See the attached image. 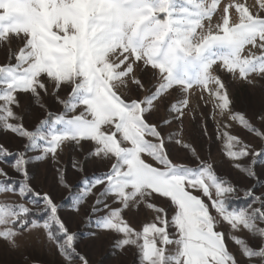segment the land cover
I'll list each match as a JSON object with an SVG mask.
<instances>
[{
  "label": "snow or ice",
  "instance_id": "obj_1",
  "mask_svg": "<svg viewBox=\"0 0 264 264\" xmlns=\"http://www.w3.org/2000/svg\"><path fill=\"white\" fill-rule=\"evenodd\" d=\"M219 3L220 0H0V45L14 39L22 41L18 51H10L9 62L0 65V130L28 141L25 152L16 153L13 170L27 178L25 165L29 159L42 160L49 154L55 158L65 142H93L89 156L113 162L107 172L83 181V190L74 196L73 210H79L95 186L103 185L89 221L95 217L97 229L119 234L115 247H134L139 264H241L238 254L264 264V196L254 195L249 188L246 195L259 206L230 209L227 200L236 191L230 182L217 176L212 165L204 161L195 167L174 164L161 130L147 119L153 102L163 99L168 90L179 87L188 91L194 85L214 95L215 107L221 114L231 112L227 87L214 74V66L249 85L255 86L253 75L264 79V15H254L244 4L227 5L214 30L211 21ZM233 6L239 13L236 23H230L228 14ZM260 8L264 9V0H260ZM149 67L156 82L146 88L137 69L146 71ZM129 83L147 95L143 99H125L118 89ZM209 84H215V89H209ZM66 86L71 91L61 99L59 93ZM50 88L63 111L56 115L49 111L34 130H28L13 110V105L19 104L17 93H30L44 107L41 93L50 94ZM186 104V100L173 103L168 111L178 113L174 118L181 119L182 106ZM77 108L82 110L69 115ZM255 115L264 126V109ZM230 118L264 140V131L244 113L232 112ZM13 120L16 122H10ZM223 135L230 159L251 157L250 163L234 166L259 181L256 165L264 163V145L255 149L238 136L228 132ZM149 136L155 142L147 139ZM183 146L194 153L190 145ZM28 150H39L40 154L27 157ZM145 153L160 167L147 163L142 158ZM0 154L11 155L3 146ZM0 176L4 177L0 193L34 195L44 202L47 214L44 219L35 218L32 209L23 203L0 201V241L16 250L20 247L18 238L26 231L43 229L64 257V264H74L76 259L88 264L77 251L75 234L69 233L53 199L47 193L34 192L26 180L12 181L3 169ZM60 180L64 183L62 175ZM195 190L208 197L211 208L232 230L247 231L259 238L260 244L254 246L244 237L232 236L239 246L238 254L230 251L225 234L217 230L218 221L209 204L194 195ZM153 194L168 198L175 206L174 213L169 219L165 208L148 202L157 215L153 222L137 230L122 212ZM109 195L120 207L113 208L106 202ZM102 211L103 215H97ZM56 231L61 235L57 236Z\"/></svg>",
  "mask_w": 264,
  "mask_h": 264
},
{
  "label": "rangeland",
  "instance_id": "obj_2",
  "mask_svg": "<svg viewBox=\"0 0 264 264\" xmlns=\"http://www.w3.org/2000/svg\"><path fill=\"white\" fill-rule=\"evenodd\" d=\"M235 4H244L254 15H264V9L260 8V0H220L217 12L211 21L214 30L215 26L222 21L223 8ZM228 14L230 23L239 21V13L234 6L229 8ZM204 23L207 27L208 21L205 20ZM20 47H22V41L15 39L10 44L0 45V65L8 63L10 51H18ZM248 48L257 51L251 46H248ZM11 62L15 63V60L13 59ZM214 74L219 75L227 87L229 98L232 101L231 112L225 110L221 114L220 109L215 107L217 99L214 95L201 86L194 85L188 91H184L179 87L168 90L163 99L153 102V110L147 119L149 123L156 124L161 130L162 135L165 137V147L169 159L174 164L195 167L200 161H204L212 165L218 175L226 176L238 186L253 189L254 195L264 196V164L256 165V172L259 177L257 183L255 182L256 179L249 178L243 171L234 166L235 163H250L251 157L241 158L239 161L230 159L226 155V138L223 135V133L228 132L233 136H238L240 140L251 144L255 149H258L257 146L264 141L255 133H250L244 129L238 121L230 118L232 112H242L257 128L264 131V126L256 119L255 115L264 109V79L253 75L252 79L255 81V86L249 85L239 79H233L231 74L218 66H214ZM137 75L140 76L146 88L156 82L154 72L150 67L146 71L137 69ZM208 87L214 90L216 86L215 84H209ZM70 91V87L62 88L59 93L60 98L66 99ZM49 93L48 95L41 93L44 107L38 105L30 93H17L19 104L13 105V110L18 116L22 117V123L28 130H34L40 120L46 117L47 111L55 112V114L63 111V106L51 94V88ZM118 93L125 99H143L147 95L146 91L137 89L131 83L127 87L119 88ZM184 100L187 101L186 106H182L184 115L181 119H175L174 117L178 113H169L168 109L173 103L180 104ZM81 110V108H77L75 112L69 113V115L78 114ZM164 120H169L170 123L164 124ZM226 125H229V127H226ZM169 136L172 137L170 141L167 139ZM147 139L154 141V138L150 136ZM177 140L181 143H177ZM0 143L7 146L11 152L23 153L28 141L11 131L0 130ZM185 144L190 145L191 149H194V153L189 148L184 147ZM92 148L93 142L91 141H81L79 144L65 142L58 148L55 158L49 154L42 160L29 159L25 165L27 177L31 178L30 183H32L36 192L41 195L47 193L53 199L57 208L60 201L70 196L73 197L70 198V203H68L71 206L67 209L58 208V214L67 225L69 233L75 234V247L80 255L88 260V264H139L137 250L134 247H115V241L120 238L119 234L97 229L94 222L95 217L91 222L89 221L96 197L102 191L103 185L95 186L92 194L80 203L79 210H73L74 196L84 188V185H78V181L87 176L91 177L92 180L94 177L92 175L99 176L101 173L107 172L113 162L112 160L89 156ZM39 154V150H28L26 152L27 157H35ZM142 158L147 163L160 167L146 153L142 154ZM74 163L77 164L76 167L73 166ZM0 169H3L14 180L23 182L22 179L25 178L21 173L14 171L13 167L2 164V161H0ZM61 175H64V183H61ZM3 179L4 177L0 176V180ZM26 182L28 183V181ZM256 183L257 185L254 188ZM211 191L215 198L214 189ZM193 194L200 196L205 203L209 204L211 214L218 221L217 230L225 234V242L230 251L238 254L239 246L233 242L232 236L244 237L254 246L260 244L259 238L253 237L244 230L234 231L227 222L222 221L215 209L211 208V201L204 196L202 191L195 190ZM0 201L23 203L32 211L42 209L40 206H37V208L30 206L19 194L11 192L0 193ZM106 202L113 208L120 207L118 203H114L111 195L106 198ZM148 202L165 208L169 219L174 213L175 206L171 204L170 200L158 194H153L145 201L133 203L123 210L122 215L137 230H141L144 224L153 222L157 215L153 209L147 206ZM258 205H255V207H258ZM41 206L43 207L44 204ZM97 215H103V211L97 213ZM261 226L264 227V224ZM92 233H95V235H92ZM18 242L20 247L12 250L3 241H0V263L25 264L29 259L35 260L36 263L64 264V257L57 250V246L47 238L43 229H29L18 238ZM238 258L241 264H260L259 260L250 261L243 256H239V254ZM74 264H80V261L76 259Z\"/></svg>",
  "mask_w": 264,
  "mask_h": 264
},
{
  "label": "trees",
  "instance_id": "obj_3",
  "mask_svg": "<svg viewBox=\"0 0 264 264\" xmlns=\"http://www.w3.org/2000/svg\"><path fill=\"white\" fill-rule=\"evenodd\" d=\"M49 111H47L48 113ZM52 112V111H51ZM54 115L55 112H52ZM47 116V114H46ZM46 118V117H45ZM44 118V119H45ZM260 129V128H258ZM261 130V129H260ZM262 131V130H261ZM261 145H264V141L261 143ZM261 145L257 146V148L259 149L261 147ZM0 146H3L4 149H6L9 153H11V155H7V156H3L2 154H0V161H2V164H4L5 166L6 165H9L12 167V165L14 164L15 160H16V151H13L11 152L9 150V148L3 144L0 143ZM264 163H259V165H263ZM258 165V164H257ZM216 173V172H215ZM102 174V173H101ZM100 174V175H101ZM217 176H219L220 178L230 182V184L236 189V191L234 192V194H232L230 196V198L227 200V206L230 208V209H242V208H245L247 207L248 205H253L255 207V205L258 204V202H253L252 198L251 197H248L246 195V189L245 187H242V186H238L235 182H233L232 180H230L229 178H227L226 176H220L216 173ZM64 176V175H63ZM92 176H95V175H92ZM28 181V184L31 186V188L34 190V192H36V190L34 189V187L32 186V183H30V180L31 178L30 177H27V178H24L22 179V181ZM85 180H91V177L87 176V177H84L83 179H80L78 181V185H84L83 184V181ZM12 181H16V182H20V180H14L12 179ZM255 182H257V180H255ZM258 183V182H257ZM257 183L255 184L254 188L256 187ZM31 196V197H30ZM257 196V195H256ZM22 199H24L25 201H27L30 206H33L34 208H37V206H40V208H42L41 210H34L32 211V216L35 217V218H39V219H44L46 218V213L43 211V208L44 206L42 207L41 205L44 204V202L42 200H37V198L31 194H29L27 197H22ZM36 200L37 202L34 204L32 203V201ZM68 203H70V198H66V199H63L62 201L59 202V205H58V208L59 209H67L69 208L71 205H68ZM68 205V206H67ZM259 206V205H258ZM104 214V213H103ZM31 218V217H30ZM55 230V229H54ZM56 235L57 236H60L61 233L56 231ZM0 264H4V263H0ZM25 264H43V263H36L35 260H27V263Z\"/></svg>",
  "mask_w": 264,
  "mask_h": 264
}]
</instances>
